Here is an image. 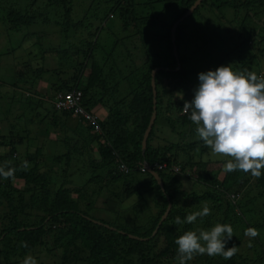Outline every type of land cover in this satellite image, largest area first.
Instances as JSON below:
<instances>
[{"label":"trees","instance_id":"16d2710c","mask_svg":"<svg viewBox=\"0 0 264 264\" xmlns=\"http://www.w3.org/2000/svg\"><path fill=\"white\" fill-rule=\"evenodd\" d=\"M75 1L87 10L80 20ZM196 1L0 0V40L6 43L0 57L31 50L13 77H0V99L8 104L0 112L8 121L10 115L28 117L26 126L60 135L48 141L47 154L42 144L23 156L18 145L32 140L28 129L16 134L11 123L9 135L0 136V164L11 160L17 168L15 180L0 178V264H23L28 255L37 264H179L175 240L216 223L233 227L226 247L237 246V253L230 260L197 255L187 264H264V240L244 235L249 227L264 230V169L259 179L225 173L230 157L213 158L190 113L182 111L194 98L199 80L191 78L201 69L232 63L234 71L264 75V0H202L186 15ZM109 18L119 23L111 27ZM15 37V47H8ZM157 68V117L144 148ZM74 89L82 91L86 110L98 113L100 132L55 104L59 93ZM160 121L188 138L158 143ZM25 160L27 171L20 170ZM74 162L84 165L81 175L71 171ZM189 181L203 189H189ZM132 197L139 199L125 204ZM204 205L210 215L175 224L177 216L183 220Z\"/></svg>","mask_w":264,"mask_h":264},{"label":"clouds","instance_id":"9594fccd","mask_svg":"<svg viewBox=\"0 0 264 264\" xmlns=\"http://www.w3.org/2000/svg\"><path fill=\"white\" fill-rule=\"evenodd\" d=\"M198 80L194 98L185 101L182 109L184 114L190 113L188 118L195 125L197 136L211 149L212 155L230 157L224 164L225 173L239 170L259 179L264 169V75L234 71L228 65L201 72ZM30 167L25 160L20 170L27 171ZM16 171L11 160L0 164V178L15 180ZM210 214V208L204 205L202 210L186 215L183 220L177 216L175 224H193L197 218ZM244 235L255 238L259 231L249 227ZM233 236V227L221 223L209 230L184 232L175 240L179 264H187L204 254L230 260L238 251L235 245L226 247ZM21 246L27 247V242H21ZM23 264H37V261L28 255Z\"/></svg>","mask_w":264,"mask_h":264},{"label":"rangeland","instance_id":"374dc122","mask_svg":"<svg viewBox=\"0 0 264 264\" xmlns=\"http://www.w3.org/2000/svg\"><path fill=\"white\" fill-rule=\"evenodd\" d=\"M21 3H23V2H21ZM24 5V4H23ZM74 10H75V12L77 13V15L79 16L78 17V19L80 20L84 15H85V13H86V9H85V6H84V1H79V3L78 4H76V1H75V4H74ZM91 13V12H90ZM117 17V16H116ZM115 17V18H116ZM77 18V17H76ZM75 18V19H76ZM115 18H109V19H107L106 20V23H107V25L109 24L111 27H113L112 25H115V22L116 23H119V20H116L115 21ZM3 28H4V26H3V24H1V22H0V29H1V31L3 30ZM107 31V30H106ZM106 31H104L103 32V34L106 32ZM2 38V37H1ZM0 38V39H1ZM35 38V37H34ZM104 38L105 39H107V40H110V37L108 36V33H105V36H104ZM3 39V38H2ZM4 42V40H0V50H1V48H2V45H6V43H3ZM17 42H18V38L17 37H15L14 39H13V44L14 45H11L9 42H8V47L9 46H11L12 48L13 47H15V45L17 44ZM32 49H35V50H33V51H38L37 50V47H34V48H32ZM29 51H31L30 49H28V48H23V47H21V48H18L15 52H12V54H10V55H8V56H2V57H0V77H3V78H5V77H7L6 79L8 80V78H10V77H13L15 74L13 73L14 71H15V66L17 67V69H22V66H21V63L26 59V60H28L27 58H25L24 59V57H29ZM263 62H264V59H263ZM228 65H230L231 66V68H232V66L234 65V64H232V63H227L226 64V66H228ZM253 68H255V67H253ZM257 69V68H256ZM14 70V71H13ZM247 71H251V72H253V69L252 68H247L246 69ZM242 71H244V70H242ZM201 72H203V70L201 69V70H199V73H201ZM258 72V71H257ZM87 73V70H86V72H85V74ZM198 73V74H199ZM197 74V75H198ZM197 75H193L192 76V81H195V79L197 78L198 79V76ZM10 81V80H9ZM43 86V83L41 84V87ZM39 87H40V85H39ZM44 87V86H43ZM45 88V87H44ZM13 92V89H11V90H9V92H8V94H11ZM5 95H7V94H5ZM5 98V97H4ZM1 100V102H2V104H1V106H0V111L1 110H3V109H5L7 106L6 105H8L7 104V101H6V99H0ZM18 105V104H17ZM19 106V105H18ZM17 106V107H18ZM19 113V112H18ZM5 115H4V113H2V112H0V136L1 135H9V131H10V129H11V126H12V124L11 123H14L15 125H16V128H15V130H14V132L17 134L18 133V131H20V133H22V134H25L26 135V131H27V129H28V131H29V134H30V136H31V138L33 137H35L36 135H38L37 136V140H33V138H32V140L31 141H28V143L30 144H28L27 143V141L25 140L24 142H23V144L22 145H18V148H19V153H18V155L20 156V155H26V153L27 152H32V151H34L36 148H37V146H40V145H42V144H46V149L44 150L45 152L44 153H46V152H48V151H51V149H48V144H49V140H51V138L52 139H55L56 137H58L59 138V134H56L55 133V131H52L50 134H48V133H46L45 132V129H43L42 128V126H40L39 124H36V123H34V124H28V126H26V124L28 123V117H25V118H18V119H15V117H14V115H10V120L8 121L7 119H4L5 117H4ZM167 120V119H166ZM165 121V120H164ZM168 122V121H167ZM25 127H26V129H25ZM158 135H159V141L157 140V142L158 143H164V142H166V141H168V140H172V141H181L182 139H185V138H188V137H186V135L184 134V136L183 137H181L178 133H174L172 130H171V128L167 125V124H165L164 122H162V121H160L159 123H158ZM70 129V128H69ZM67 130V131H69L71 134H75L76 132H75V130L74 129H72L71 128V131L70 130ZM65 134V132L62 134V136ZM46 137H49V138H46ZM57 138V139H58ZM197 139H198V137H197ZM0 141H1V139H0ZM183 141H185V140H183ZM182 141V142H183ZM46 142V143H45ZM3 152H5V148L2 146V144L0 143V153H3ZM47 154V153H46ZM99 153L96 151V153H95V155L97 156V157H99V155H98ZM211 156L213 157V158H219V157H223V156H214V155H212V153H211ZM84 165L82 164V163H77V162H74V168H72V170L71 171H73L75 174H79V175H81V173L82 172H84V170L85 169H83L82 170V167H83ZM80 179L82 180V181H84V178H82V177H80ZM79 182V181H78ZM20 184H21V182H19ZM187 187L189 188V189H191V190H195V191H201V189H203L202 187H200V186H198V185H195L192 181H189L188 183H187ZM139 199V197H135V198H131V199H128L126 202H125V204H129V206L131 205V204H133V203H135L137 200ZM149 201L150 202H152V198H149ZM128 206V205H127ZM5 209H4V207H1V210H0V213H2L3 211H4ZM127 215V217H130L131 216V214L130 213H128V214H126ZM247 217H248V219H249V217L251 216V214L250 213H247V215H246ZM245 216V217H246ZM251 219V218H250ZM252 221H254L253 219H251ZM237 226H242V225H237ZM238 229H242V228H238ZM257 229V228H256ZM239 230V231H240ZM258 231H259V236L261 237V239H263L264 240V230L262 231V230H259V229H257ZM245 243H247V245L249 244L248 242H246V241H244ZM244 245V244H243Z\"/></svg>","mask_w":264,"mask_h":264},{"label":"built area","instance_id":"2783aa9c","mask_svg":"<svg viewBox=\"0 0 264 264\" xmlns=\"http://www.w3.org/2000/svg\"><path fill=\"white\" fill-rule=\"evenodd\" d=\"M82 100V91L74 89L68 93H59L55 100V104H57V107L61 110H74L76 113L81 114L85 119L95 124L97 131L100 132L101 128L98 124V115L88 112L82 105Z\"/></svg>","mask_w":264,"mask_h":264},{"label":"water","instance_id":"95a60500","mask_svg":"<svg viewBox=\"0 0 264 264\" xmlns=\"http://www.w3.org/2000/svg\"><path fill=\"white\" fill-rule=\"evenodd\" d=\"M201 2H202V0H197V1L195 2V4L189 9V11L187 12L186 15H190V14L194 11V9H195V8H196ZM182 19H183V18H182ZM177 25H178V23H176V24L174 25V27H173V33H172V35H173V43H174V44L176 43V27H177ZM174 52H175V56H176V59H177V62H178V65H177L176 70H179L180 67H181V64H180L179 53H178V48H177L176 44H175V46H174ZM158 70H159L158 68H157V69H154V71H153V73H152V74H153L152 83H153V88H154V101H155L154 110H155V111H154V113H153V116H152V118H151V121H150L149 127H148V129H147V131H146V133H145L144 139H143V147H144V148H146V146H147V140H148V137H149V135H150V132H151L152 126H153V124H154V122H155V120H156V117H157V112H156V108H157V106H156L157 93H156V81H155V76H156V72H157ZM147 168H148L149 171H151V173L156 177V179L159 181L160 185H161L162 188H163V182H162L160 176L158 175V173L155 172L154 170H152L150 167H148V165H147ZM170 209H171V204H169L168 209H167L165 215L163 216V220H164V219L166 218V216L168 215Z\"/></svg>","mask_w":264,"mask_h":264}]
</instances>
